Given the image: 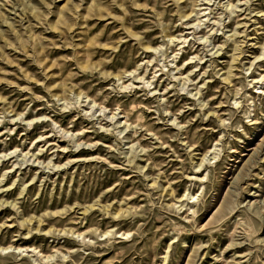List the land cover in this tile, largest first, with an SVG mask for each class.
Segmentation results:
<instances>
[{
  "label": "rangeland",
  "instance_id": "1",
  "mask_svg": "<svg viewBox=\"0 0 264 264\" xmlns=\"http://www.w3.org/2000/svg\"><path fill=\"white\" fill-rule=\"evenodd\" d=\"M0 264H264V0H0Z\"/></svg>",
  "mask_w": 264,
  "mask_h": 264
}]
</instances>
